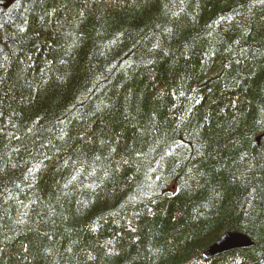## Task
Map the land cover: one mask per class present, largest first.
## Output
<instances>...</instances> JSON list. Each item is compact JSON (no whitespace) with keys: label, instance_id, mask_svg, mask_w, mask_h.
Listing matches in <instances>:
<instances>
[{"label":"trees","instance_id":"obj_1","mask_svg":"<svg viewBox=\"0 0 264 264\" xmlns=\"http://www.w3.org/2000/svg\"><path fill=\"white\" fill-rule=\"evenodd\" d=\"M0 264H264V0H0Z\"/></svg>","mask_w":264,"mask_h":264},{"label":"water","instance_id":"obj_2","mask_svg":"<svg viewBox=\"0 0 264 264\" xmlns=\"http://www.w3.org/2000/svg\"><path fill=\"white\" fill-rule=\"evenodd\" d=\"M260 138L257 139L259 142ZM253 243L251 240L242 234H233L228 233L223 235L215 244L207 248L204 251V257L206 260H211L222 254L237 251L245 250L251 248Z\"/></svg>","mask_w":264,"mask_h":264}]
</instances>
